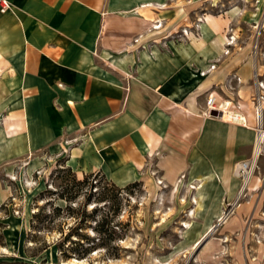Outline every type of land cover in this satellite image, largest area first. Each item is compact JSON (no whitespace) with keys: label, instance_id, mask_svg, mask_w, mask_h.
I'll return each instance as SVG.
<instances>
[{"label":"crops","instance_id":"obj_1","mask_svg":"<svg viewBox=\"0 0 264 264\" xmlns=\"http://www.w3.org/2000/svg\"><path fill=\"white\" fill-rule=\"evenodd\" d=\"M10 2L0 12L2 171L43 149V164L65 154L78 177L99 171L117 186L144 181L151 163L165 184L185 173L200 185L198 225L186 229L181 248L204 238L198 247L210 255L198 264H256L249 240L257 229L238 224L245 203L234 208L233 225L211 228L224 199H235L233 165L255 140L251 80L255 68L264 72V32L256 30L264 0ZM210 91L236 101L248 125L207 115ZM31 158L27 165L42 160ZM7 194L0 181V205ZM17 262L41 264L0 255V264Z\"/></svg>","mask_w":264,"mask_h":264},{"label":"rangeland","instance_id":"obj_2","mask_svg":"<svg viewBox=\"0 0 264 264\" xmlns=\"http://www.w3.org/2000/svg\"><path fill=\"white\" fill-rule=\"evenodd\" d=\"M219 8L210 10L217 12ZM263 24L256 30L264 32ZM183 33L181 28L176 36ZM251 82L254 84L253 79ZM43 152L30 155L42 156L39 163L27 165L30 157H23L12 163L9 171L0 167V181L8 190L0 205L3 257L41 264H61L71 258L83 259L86 264H198L197 260L210 255L198 246L181 248L186 229L198 225L193 209L200 185L183 180L185 173L175 183L165 184L151 163L144 181L114 187L100 180L93 187L91 179L75 183L64 163L65 154L48 155L43 164ZM263 173L264 156L239 203L225 219L215 220L213 230L233 225L230 218L240 203H245L246 214L238 224L254 226L257 231L264 228ZM239 188L240 184L236 196ZM87 195H91L88 201ZM103 195L104 200H100ZM231 200L224 199L222 213ZM69 231L71 235L65 238ZM257 231L250 233L249 241L254 244L252 251L259 254L256 264H264V233ZM213 234L217 235L216 230ZM226 253L230 254H224L225 262L233 263L234 249Z\"/></svg>","mask_w":264,"mask_h":264},{"label":"built area","instance_id":"obj_3","mask_svg":"<svg viewBox=\"0 0 264 264\" xmlns=\"http://www.w3.org/2000/svg\"><path fill=\"white\" fill-rule=\"evenodd\" d=\"M11 7L10 0H0V12H5ZM231 41V38L229 39ZM257 43L254 45V55L256 57ZM215 68V64L211 63L208 69L201 70V74H206L210 69ZM234 79L239 82L240 77L233 75ZM253 81L255 84V90L252 95V102L255 112V140L252 146L251 153L248 157L236 161L233 165V174L240 179V188L237 196L232 203L227 204V209L223 211L222 217L225 219L231 211L233 206L239 203V199L242 197L246 187L253 178L256 169L259 167L260 157L264 156V126H263V107H264V72H259L256 68L253 71ZM232 77L230 78L231 81ZM220 112L218 114H212V111ZM205 113L210 116L220 117L226 122L236 123L239 125L247 126L248 121L241 110L238 103L229 98H223L210 91L205 99ZM260 178L262 187L264 189V173Z\"/></svg>","mask_w":264,"mask_h":264},{"label":"trees","instance_id":"obj_4","mask_svg":"<svg viewBox=\"0 0 264 264\" xmlns=\"http://www.w3.org/2000/svg\"><path fill=\"white\" fill-rule=\"evenodd\" d=\"M64 163H65V161H64ZM65 165H66V163H65ZM66 167H67V169H68L69 171H71V172L73 173V175H74V178H73V179L75 180V183H76V184H81V183H84V182H86V181H89V179H91V180H92V183H90V185L93 186V187H96V186H97V185H96L97 182L100 181V180L105 181V182H107L108 184L113 185L114 187H119V186L115 185L114 183L110 182L109 180H107L106 177H105L102 173H100L99 171L86 173V174H84L82 177H78V176L75 174V172L72 171V169H71L69 166L66 165ZM63 169H64V168H63ZM136 183H137V181H136V182H133V183H131V184H128V185H133V184H136ZM128 185H126V186H128ZM97 190H98V189L96 188L94 192H97V195H99L100 192H98ZM61 197H63V196H61ZM90 197H91V195H87V200H86V201H88V200L90 199ZM104 198H105V196L103 195V196H101V198H99V199H100V200H104ZM57 208H59V207H57ZM94 210H96V208H95ZM70 235H71V232L69 231L68 233H66L65 238L69 237ZM94 245H95V244L93 243V244L91 245V247H94ZM16 264H27V263H26V262H17Z\"/></svg>","mask_w":264,"mask_h":264},{"label":"bare ground","instance_id":"obj_5","mask_svg":"<svg viewBox=\"0 0 264 264\" xmlns=\"http://www.w3.org/2000/svg\"><path fill=\"white\" fill-rule=\"evenodd\" d=\"M194 199V198H193ZM224 217H222L221 218V220L223 219ZM186 227H189L188 226V224L186 225ZM212 229V228H211ZM206 235L207 234H205V236L204 237H206ZM200 238V237H199ZM203 239L204 238H202V239H200V240H198L197 242H196V244H195V246H198L202 241H203ZM1 250L2 251H4V252H8V249L7 248H1ZM61 264H86L85 263V261L83 260V259H77V258H71V259H69V260H63L62 262H61ZM107 264H111L110 262L109 263H107Z\"/></svg>","mask_w":264,"mask_h":264},{"label":"water","instance_id":"obj_6","mask_svg":"<svg viewBox=\"0 0 264 264\" xmlns=\"http://www.w3.org/2000/svg\"><path fill=\"white\" fill-rule=\"evenodd\" d=\"M211 113H212V114H214V115H215V114H218V115H220V112H217V111H215V110H214V111H212Z\"/></svg>","mask_w":264,"mask_h":264}]
</instances>
